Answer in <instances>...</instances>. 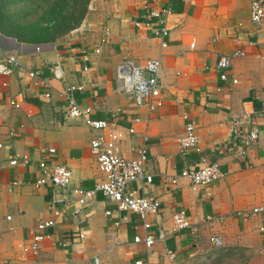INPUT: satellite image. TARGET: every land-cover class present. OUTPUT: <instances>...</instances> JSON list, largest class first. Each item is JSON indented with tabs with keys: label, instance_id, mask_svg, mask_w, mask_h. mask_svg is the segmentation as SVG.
I'll return each mask as SVG.
<instances>
[{
	"label": "crops",
	"instance_id": "obj_1",
	"mask_svg": "<svg viewBox=\"0 0 264 264\" xmlns=\"http://www.w3.org/2000/svg\"><path fill=\"white\" fill-rule=\"evenodd\" d=\"M250 1L89 0L80 25L55 41L25 43L0 33V49L38 72L35 78L18 70L0 75V264H89L95 257L100 264H199L208 256L206 248L213 249L212 261L264 264L263 216L244 215L264 205V19L251 22ZM161 28L167 36L158 34ZM237 49L243 54L233 59L223 80L218 56ZM124 59L139 66L159 61L161 108L137 106L116 89L117 65ZM68 85L82 86L71 94L90 109V117L124 134L122 157L133 158L137 146L145 147L144 171L152 180L129 182L126 189L157 197V214L142 218L118 211L100 192L78 206L71 188H93L104 175L90 149L92 132L81 118L65 114ZM184 114L195 122L199 151H179ZM252 130L257 138L246 144ZM51 147L54 154L47 151ZM16 155L28 156L29 162L11 165ZM202 158L217 163L221 177L192 189L180 171L200 167ZM39 160L65 165L72 176L62 192L66 211L47 228L49 236L33 257L25 250L32 230L36 222L53 217L51 201L59 193L37 183ZM179 209L198 233L173 230L172 214ZM147 234L154 237L150 247L134 242V236ZM212 234L221 235V247L209 242Z\"/></svg>",
	"mask_w": 264,
	"mask_h": 264
},
{
	"label": "built area",
	"instance_id": "obj_2",
	"mask_svg": "<svg viewBox=\"0 0 264 264\" xmlns=\"http://www.w3.org/2000/svg\"><path fill=\"white\" fill-rule=\"evenodd\" d=\"M91 7V6H89ZM150 16H158L157 13L152 12ZM264 19V0L250 1V20L254 24H260ZM145 27L150 26V22H136V26ZM161 37L168 34L166 28H161L158 32ZM108 32L106 30L105 36L101 42L105 41ZM166 46V41L162 42ZM192 45V44H191ZM100 48L96 47L95 52H99ZM243 54L240 49L234 50L230 53H220L217 59L216 67L219 71V77L226 79L232 61L235 57ZM16 70L24 72L29 78L38 77V72L24 68L19 61L17 55L12 52L2 51L0 49V75L9 76ZM160 64L157 59L148 60L143 66L135 65L131 60L124 59L116 69L117 86L116 89L125 92L129 98L133 99L137 106L146 105L150 110H156L162 107L163 100L160 96L161 85L159 81ZM56 77H60L57 70H54ZM236 82V80H233ZM44 84L43 80L39 81ZM82 86L68 85L64 90L63 97L66 101L65 114L68 117L81 118L85 126L92 132L93 136L90 139V149L94 155L97 166L104 175V180L96 182L93 188L73 187L71 192L75 195L78 206H86L95 199L97 192L111 201L118 211H130L139 214L145 218L148 214H157L160 209V201L157 197L151 195H139L136 190L129 191L126 189V184L132 181L145 180L149 183L152 176L146 174L144 165L147 160V151L144 146L139 145L135 148V157L125 158L120 154L119 142L123 138V133L115 129H108V122L104 119L90 117V109L79 106L76 99L71 92L75 89H81ZM48 97L49 93L46 92ZM10 104L17 107L19 104L11 100ZM185 120L184 131L178 138L179 151L184 153L188 150L194 149L199 151V139L196 133L195 122L189 118L187 114L183 115ZM136 121L138 118L135 119ZM126 131L131 134L134 128L128 127ZM9 132V135H12ZM257 138V131L252 130L246 140L249 144ZM3 144L0 142V148ZM50 154L55 153V148L51 147L47 150ZM203 164L196 169L184 168L180 171V176L187 178L192 189H197L200 186H206L211 182L221 177L218 164L214 162H206L205 158L201 159ZM19 161L23 163L29 162L26 155L15 156L11 158L9 163L11 165L17 164ZM39 175L37 183L39 185L50 184L59 190V193L51 201L53 217L46 218L36 222L28 246L25 250L33 257H37L40 253V243L49 236L47 228L55 224V218L59 217L66 211L67 198L62 192L66 191L71 182V171L65 165L56 163L49 164L46 160L38 161ZM171 183L176 182V178L169 179ZM16 182H14L15 184ZM60 204V207L56 204ZM79 208L74 210L75 213ZM110 214V210L105 211ZM262 215L264 220V205L256 206L244 213V215ZM10 216H7L9 218ZM210 220L211 217H208ZM174 224L173 230H180L189 228L193 234L198 233V228L192 224L184 209H179L172 214ZM144 226L149 227V223L145 222ZM260 230L264 232V223L260 226ZM79 237H84L82 232H79ZM209 242L215 247H221L223 240L221 235L212 234L209 236ZM134 242H143L145 246L150 247L154 242V237L150 234L141 237L134 236ZM168 255L172 257V253L168 251ZM136 261L135 264H139ZM89 264H100L98 257Z\"/></svg>",
	"mask_w": 264,
	"mask_h": 264
},
{
	"label": "trees",
	"instance_id": "obj_3",
	"mask_svg": "<svg viewBox=\"0 0 264 264\" xmlns=\"http://www.w3.org/2000/svg\"><path fill=\"white\" fill-rule=\"evenodd\" d=\"M89 0H0V33L19 42L44 43L76 28Z\"/></svg>",
	"mask_w": 264,
	"mask_h": 264
},
{
	"label": "rangeland",
	"instance_id": "obj_4",
	"mask_svg": "<svg viewBox=\"0 0 264 264\" xmlns=\"http://www.w3.org/2000/svg\"><path fill=\"white\" fill-rule=\"evenodd\" d=\"M212 250L213 249L206 248L205 251H204V255H208V256H205V257L203 256V258H201V261H199L198 263L199 264H229V262H227L226 260L222 261L220 259L218 260V258H216V260L213 258V261L210 260V257H209L210 253L211 254L214 253ZM215 255L219 256L217 254H215Z\"/></svg>",
	"mask_w": 264,
	"mask_h": 264
}]
</instances>
